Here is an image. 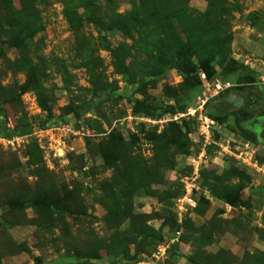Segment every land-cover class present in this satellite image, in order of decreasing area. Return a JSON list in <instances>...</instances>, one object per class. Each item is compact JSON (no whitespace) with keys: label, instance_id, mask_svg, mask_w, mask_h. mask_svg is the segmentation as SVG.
<instances>
[{"label":"rangeland","instance_id":"obj_1","mask_svg":"<svg viewBox=\"0 0 264 264\" xmlns=\"http://www.w3.org/2000/svg\"><path fill=\"white\" fill-rule=\"evenodd\" d=\"M0 264H264V0H0Z\"/></svg>","mask_w":264,"mask_h":264},{"label":"built area","instance_id":"obj_2","mask_svg":"<svg viewBox=\"0 0 264 264\" xmlns=\"http://www.w3.org/2000/svg\"><path fill=\"white\" fill-rule=\"evenodd\" d=\"M229 86V83H225V82H217L213 84V90L214 92L218 93L224 89H226ZM201 121L203 123L204 126L210 128V125L212 123V121L210 120L209 117L207 116H202L201 117Z\"/></svg>","mask_w":264,"mask_h":264},{"label":"trees","instance_id":"obj_3","mask_svg":"<svg viewBox=\"0 0 264 264\" xmlns=\"http://www.w3.org/2000/svg\"><path fill=\"white\" fill-rule=\"evenodd\" d=\"M111 97H116L117 96V94H112V93H110L109 94Z\"/></svg>","mask_w":264,"mask_h":264}]
</instances>
